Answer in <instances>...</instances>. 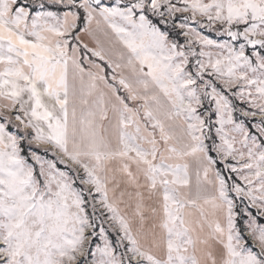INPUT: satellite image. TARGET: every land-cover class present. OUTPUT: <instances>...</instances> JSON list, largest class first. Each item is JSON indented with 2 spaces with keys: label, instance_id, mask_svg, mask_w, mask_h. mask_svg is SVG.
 <instances>
[{
  "label": "snow or ice",
  "instance_id": "obj_1",
  "mask_svg": "<svg viewBox=\"0 0 264 264\" xmlns=\"http://www.w3.org/2000/svg\"><path fill=\"white\" fill-rule=\"evenodd\" d=\"M0 264H264V0H0Z\"/></svg>",
  "mask_w": 264,
  "mask_h": 264
}]
</instances>
